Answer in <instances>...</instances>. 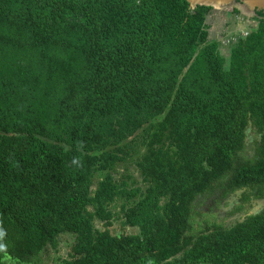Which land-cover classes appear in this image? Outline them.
<instances>
[{
	"label": "trees",
	"instance_id": "trees-1",
	"mask_svg": "<svg viewBox=\"0 0 264 264\" xmlns=\"http://www.w3.org/2000/svg\"><path fill=\"white\" fill-rule=\"evenodd\" d=\"M212 9L0 0V264H39L63 234L62 264H264V12L224 56ZM140 130L145 190L110 174ZM237 193L241 220L194 229L195 203Z\"/></svg>",
	"mask_w": 264,
	"mask_h": 264
},
{
	"label": "rangeland",
	"instance_id": "rangeland-1",
	"mask_svg": "<svg viewBox=\"0 0 264 264\" xmlns=\"http://www.w3.org/2000/svg\"><path fill=\"white\" fill-rule=\"evenodd\" d=\"M242 1V0H241ZM239 5L235 0H232L230 3L225 4L224 6L212 7V11L207 18V30L209 32V38L212 40H217L219 42L220 50L224 56H227L229 45H231L232 38L237 40V36H243V30L245 31L248 27V21L251 22L253 14L251 10L247 7ZM233 9L239 10L240 14H235ZM249 31V30H247ZM242 32V33H241ZM246 32V31H245ZM230 41V43H228ZM140 133L138 131L135 135V143L139 146V151L136 153L130 149L129 156L122 162L117 163L110 174L113 178L118 181H124L129 184L131 187H140L143 190L147 188L148 184L142 181V176L136 167V162L140 160L141 154L145 151L144 148H141L140 145ZM247 157H253V150H251L252 145V135L250 131L247 132ZM132 139H129L126 143L130 142ZM104 173H96L93 176L92 189L95 190L98 182L103 178ZM237 196H230L226 201L218 203L215 199L209 198L203 200L201 203H195L196 216L193 218V227L198 229L203 221L216 222L223 224L225 227L233 225L236 221L241 220L244 215L235 214L230 215L229 211L237 204ZM123 204L122 200H117L115 203H112L108 208L115 214H120V208ZM264 206V201H258L253 203L252 208L249 209L248 214H258ZM91 210V209H90ZM96 225H99L98 221H95ZM112 232L118 234L120 232V220L114 221L113 227L111 228ZM126 233L137 234L138 229L136 228H126ZM74 238L70 234H63L58 238V247L56 250H53L49 246L45 248L40 257L39 264H62L64 260L69 259L68 254L73 245Z\"/></svg>",
	"mask_w": 264,
	"mask_h": 264
},
{
	"label": "water",
	"instance_id": "water-1",
	"mask_svg": "<svg viewBox=\"0 0 264 264\" xmlns=\"http://www.w3.org/2000/svg\"><path fill=\"white\" fill-rule=\"evenodd\" d=\"M189 3L191 9L197 6H209V7H221L230 3L232 0H186ZM236 1V0H235ZM242 6L251 10L252 14L255 11L264 12V0H239ZM244 7V8H245Z\"/></svg>",
	"mask_w": 264,
	"mask_h": 264
},
{
	"label": "crops",
	"instance_id": "crops-1",
	"mask_svg": "<svg viewBox=\"0 0 264 264\" xmlns=\"http://www.w3.org/2000/svg\"><path fill=\"white\" fill-rule=\"evenodd\" d=\"M254 26H255V22H254V21H251V22L248 21V24H247V27H248V28L245 30L246 32L243 30V33L241 32L243 36H237V39H238V38H244L245 35L248 34V33L250 32V30H251ZM247 30H249V31H247ZM232 39H235V38H232ZM228 43H230V41H229ZM231 44H232V43H231ZM233 44H234V43H233ZM230 47H231V46L229 45L228 54H229V51H230ZM228 54H227V56H228Z\"/></svg>",
	"mask_w": 264,
	"mask_h": 264
},
{
	"label": "built area",
	"instance_id": "built-area-1",
	"mask_svg": "<svg viewBox=\"0 0 264 264\" xmlns=\"http://www.w3.org/2000/svg\"><path fill=\"white\" fill-rule=\"evenodd\" d=\"M246 35H247V34H246ZM246 35H245V36H246ZM228 42H229V41H228ZM235 42H236V39H232V42H231V43L233 44V43H235Z\"/></svg>",
	"mask_w": 264,
	"mask_h": 264
},
{
	"label": "flooded vegetation",
	"instance_id": "flooded-vegetation-1",
	"mask_svg": "<svg viewBox=\"0 0 264 264\" xmlns=\"http://www.w3.org/2000/svg\"><path fill=\"white\" fill-rule=\"evenodd\" d=\"M239 5H241V4H239Z\"/></svg>",
	"mask_w": 264,
	"mask_h": 264
}]
</instances>
